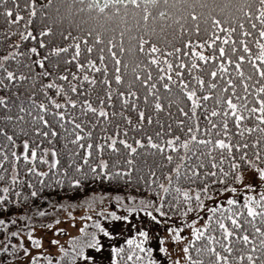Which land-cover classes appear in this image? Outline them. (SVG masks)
<instances>
[{
  "label": "snow or ice",
  "instance_id": "6c2138e0",
  "mask_svg": "<svg viewBox=\"0 0 264 264\" xmlns=\"http://www.w3.org/2000/svg\"><path fill=\"white\" fill-rule=\"evenodd\" d=\"M0 50V264H264V0H0Z\"/></svg>",
  "mask_w": 264,
  "mask_h": 264
},
{
  "label": "rangeland",
  "instance_id": "374dc122",
  "mask_svg": "<svg viewBox=\"0 0 264 264\" xmlns=\"http://www.w3.org/2000/svg\"><path fill=\"white\" fill-rule=\"evenodd\" d=\"M89 212H92V209H89ZM81 213H83V208L77 209L75 214L79 215V214H81ZM94 218H95V217H94ZM165 222H166V221H165ZM80 223H83V221H77V225H76V226L79 227ZM166 223H167V222H166ZM61 226H62V225H61ZM153 231H156V229H153ZM69 234H75V228H73L71 232H68V230H66V231H65V234H64L63 236H60V237H59L60 242H61L62 244L65 243V241H66V239H67V236H68ZM65 246H66V245H65ZM47 251H49V250H48L47 248H45V252H47Z\"/></svg>",
  "mask_w": 264,
  "mask_h": 264
},
{
  "label": "trees",
  "instance_id": "16d2710c",
  "mask_svg": "<svg viewBox=\"0 0 264 264\" xmlns=\"http://www.w3.org/2000/svg\"><path fill=\"white\" fill-rule=\"evenodd\" d=\"M40 2H43V0H40ZM0 54H3V53H2V50H0ZM82 195H83V194H82ZM166 222H167V221H166Z\"/></svg>",
  "mask_w": 264,
  "mask_h": 264
}]
</instances>
